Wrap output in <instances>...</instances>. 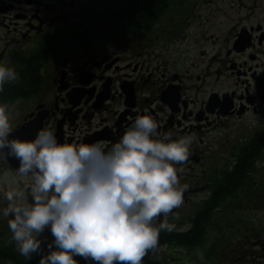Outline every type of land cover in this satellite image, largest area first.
I'll return each instance as SVG.
<instances>
[{"label": "flooded vegetation", "instance_id": "obj_1", "mask_svg": "<svg viewBox=\"0 0 264 264\" xmlns=\"http://www.w3.org/2000/svg\"><path fill=\"white\" fill-rule=\"evenodd\" d=\"M251 1L247 17H227L215 0H0V63L19 73L0 92V103L13 106L12 138L31 140L49 128L59 143L107 148L145 114L158 122L156 139L194 137L190 156L176 165L188 185L183 204L166 217L176 229L161 230L165 239L143 264L264 258V235L240 220L235 205L240 185L213 199L241 164L245 194H257L264 180V0ZM13 162L0 158V207L9 184L31 181ZM7 220L0 216V264H38L50 231L39 237L43 251L26 259ZM195 229L194 241L178 239Z\"/></svg>", "mask_w": 264, "mask_h": 264}, {"label": "clouds", "instance_id": "obj_2", "mask_svg": "<svg viewBox=\"0 0 264 264\" xmlns=\"http://www.w3.org/2000/svg\"><path fill=\"white\" fill-rule=\"evenodd\" d=\"M18 79L14 67L0 63V92ZM12 107L0 103V158L18 160V174L31 176L3 191L0 216L8 218L16 250L26 259L42 252L39 237L47 229L53 239L38 264H78L77 255L98 264H143L161 230L176 229L166 217L183 204L188 188L176 165L190 156L194 137L166 132L156 139L158 122L145 114L107 148L59 143L49 128L22 140L10 138Z\"/></svg>", "mask_w": 264, "mask_h": 264}, {"label": "trees", "instance_id": "obj_3", "mask_svg": "<svg viewBox=\"0 0 264 264\" xmlns=\"http://www.w3.org/2000/svg\"><path fill=\"white\" fill-rule=\"evenodd\" d=\"M244 168H245V166L243 164H241V166H239L236 169V172L232 176H230L218 188L217 193L213 196V199L219 200L224 196V194L232 193L239 184L240 190L238 191V195L236 197V200L238 201L237 203H235L236 207L243 206L244 203L248 202L251 206L255 204L258 208H263V206H264V190H262L259 187L261 185L262 186L264 185V181L258 182L257 194H253V193L250 195L245 194V192H246L245 186L247 185V183H245V181L240 182ZM248 185L251 188H253L252 183H249ZM240 220L242 221L243 219H240ZM193 232H194V234L189 233L188 235L179 236L178 239L182 242H185V243H189L191 241H194L197 238L196 229ZM160 238H161V240L165 239V237L163 235L160 236ZM161 240H159V241H161Z\"/></svg>", "mask_w": 264, "mask_h": 264}, {"label": "rangeland", "instance_id": "obj_4", "mask_svg": "<svg viewBox=\"0 0 264 264\" xmlns=\"http://www.w3.org/2000/svg\"><path fill=\"white\" fill-rule=\"evenodd\" d=\"M215 3H219L221 2L223 5H226V9H227V17H247L249 10H246L245 8L253 5V3H251V0H215ZM264 7V4L262 5V7L260 8V10ZM258 17H264V13H262L261 15L259 14ZM261 177H263L264 179V172L262 173V175L260 174ZM22 181V178H17V180L14 181V183H18L19 181ZM261 180H258V182ZM264 181V180H263ZM11 183V182H9ZM9 185H13L14 184H9ZM241 213L244 212V216H243V220L247 221V227H255L256 229H258V231H260L263 235H264V206L263 208H258L257 210L255 209H246L244 206H242V208L240 209ZM242 220V221H243ZM252 222V223H249ZM254 251H258L259 254H263L261 252V249L256 248L254 249ZM260 263L259 264H264V258H259ZM255 264H257V261L255 262Z\"/></svg>", "mask_w": 264, "mask_h": 264}, {"label": "water", "instance_id": "obj_5", "mask_svg": "<svg viewBox=\"0 0 264 264\" xmlns=\"http://www.w3.org/2000/svg\"><path fill=\"white\" fill-rule=\"evenodd\" d=\"M15 135V134H14ZM14 135H10V137L12 138ZM9 160H10V163L13 165L14 162H13V158L12 157H9Z\"/></svg>", "mask_w": 264, "mask_h": 264}]
</instances>
